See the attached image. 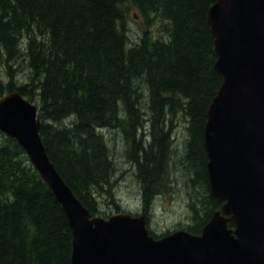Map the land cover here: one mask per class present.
<instances>
[{
  "label": "trees",
  "instance_id": "16d2710c",
  "mask_svg": "<svg viewBox=\"0 0 264 264\" xmlns=\"http://www.w3.org/2000/svg\"><path fill=\"white\" fill-rule=\"evenodd\" d=\"M214 2L0 0V97L18 91L39 106L47 151L93 215L100 213L98 198L113 189L109 128L126 136L144 190L143 213L149 216L156 195L171 193V170L183 174L198 198L189 232L200 234L221 208L211 195L205 146L208 111L223 82L208 21ZM131 6L146 17L155 14L168 36L153 38L145 30L131 45ZM24 67L27 79L19 82ZM179 115L188 131L181 154L171 151ZM173 154L178 166L172 169ZM72 253L62 204L20 143L0 130V264H73Z\"/></svg>",
  "mask_w": 264,
  "mask_h": 264
},
{
  "label": "water",
  "instance_id": "95a60500",
  "mask_svg": "<svg viewBox=\"0 0 264 264\" xmlns=\"http://www.w3.org/2000/svg\"><path fill=\"white\" fill-rule=\"evenodd\" d=\"M214 1L208 21L223 82L205 146L211 195L224 203L201 234L155 238L146 214L93 215L52 161L38 105L18 91L0 97V130L20 143L69 219L73 264H264V0Z\"/></svg>",
  "mask_w": 264,
  "mask_h": 264
},
{
  "label": "rangeland",
  "instance_id": "374dc122",
  "mask_svg": "<svg viewBox=\"0 0 264 264\" xmlns=\"http://www.w3.org/2000/svg\"><path fill=\"white\" fill-rule=\"evenodd\" d=\"M128 16V27H129V37L130 44L137 43L140 39L142 32L149 30L153 38L166 37L168 36L167 25L160 19L155 18V14L146 17L139 13V10L131 6ZM39 41L42 40L40 36ZM28 44L27 36L22 38L21 51L26 52V47ZM5 68V66H4ZM28 74V69L24 67L18 74L17 81L22 82L26 80V75ZM144 105L147 106L148 98L143 101ZM65 122V121H64ZM70 122L66 120V123ZM174 124L178 127L177 129L173 127L176 141L171 146V151H179L185 153L186 150V138L188 136V131L186 127V121L182 115H179ZM176 131V132H175ZM104 135L107 140L108 146L111 151V157L115 164V173L113 175V189L111 191V196L103 195V197L98 198L100 200V213L99 216L106 217L105 215H112L118 212H133L136 214H143L144 211V190L140 183V180L136 173V166L130 159L129 146L125 134L121 130L115 129H105ZM184 153L182 157H184ZM173 162L170 161L169 167L172 169L178 166L176 162L177 159L173 157ZM179 158V157H178ZM176 160V161H175ZM182 159H180L181 161ZM183 162V161H182ZM171 175H166L167 179L176 180V184L170 185L171 193H163L156 195L154 202L151 205L150 214L148 216V226L149 228L158 236L166 235L172 231L176 230H187V227L194 225V213L192 211L191 204L196 202L193 189H188L185 185V179L183 180V174L176 172ZM169 176V177H168ZM193 177V176H191ZM166 178L164 181L167 184ZM204 193L200 196L203 198ZM122 207V211L116 209V205ZM199 205V209H202L201 203H196L195 206ZM203 211V210H201Z\"/></svg>",
  "mask_w": 264,
  "mask_h": 264
}]
</instances>
